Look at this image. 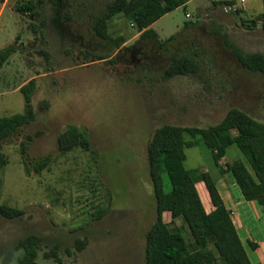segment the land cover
<instances>
[{"label": "rangeland", "instance_id": "1", "mask_svg": "<svg viewBox=\"0 0 264 264\" xmlns=\"http://www.w3.org/2000/svg\"><path fill=\"white\" fill-rule=\"evenodd\" d=\"M22 1L35 2L37 15L18 12ZM112 1L65 0L57 12L49 0H0V51L17 48L0 68V118L23 113L21 88L36 82L34 122L0 144L7 159L0 204L25 212L16 219L0 216V264H17L23 253L16 246L29 235L42 240L40 264H58L47 257L52 251L62 264H146V233L156 219L147 146L156 129L206 128L232 108L264 122V74L242 68L224 42L264 54V0H192L155 22L160 41L177 35L172 52L195 60L190 74L170 79L172 52L141 40L125 15L108 22V34L124 39L121 50L96 60L93 24ZM69 125L89 131L91 152L59 151L58 138ZM27 136L33 138L29 160L52 158L31 176L20 150ZM186 155L185 167L198 180L205 171L223 176L228 162L247 165L237 145L219 164L203 141ZM164 184L169 191L167 175Z\"/></svg>", "mask_w": 264, "mask_h": 264}, {"label": "trees", "instance_id": "2", "mask_svg": "<svg viewBox=\"0 0 264 264\" xmlns=\"http://www.w3.org/2000/svg\"><path fill=\"white\" fill-rule=\"evenodd\" d=\"M190 1L192 0H114L108 3L104 14L95 20L92 28L98 38V47L94 51L99 52L95 54L96 60H107L121 50L123 37L114 39L108 34V22L118 15L129 17L132 26H136L140 32L141 40H156L160 42V50L172 52V46L178 40L177 35L162 42L151 26L178 8H185ZM49 2L58 12L65 0ZM215 5L231 7L233 1H218ZM37 8L33 1H22L16 6L21 14L32 16L37 15ZM57 18L58 14L54 18L56 23ZM190 25L186 24V28ZM224 39L226 47L232 51L242 68L264 74V54L246 53L234 42ZM16 51L14 45L0 51V68ZM194 65V59L172 52L171 66L165 73V78L190 74ZM35 89L34 79L21 88L25 101L23 113L0 118V144L34 122L32 94ZM32 141L33 138L27 136L20 147L28 176L32 175V171L37 174L43 172L52 162L50 155L36 161L28 159V147ZM200 141L210 150L216 164L226 156L228 148L238 146L247 165L242 161L228 162L223 171L233 176L247 201L257 202L264 208V122L256 120L242 109L232 108L218 124L206 128L164 124L156 129L147 146L156 198V219L146 233V264H253L232 220L231 212L224 205L214 177L205 171L198 180L197 174L185 167L186 150L199 146ZM58 148L62 153L75 149L91 152L93 148L89 131L75 125L67 126L58 138ZM6 165L7 159L0 152V171ZM165 175L171 186L169 191L165 189ZM198 183H203L208 192L209 203L206 207L198 191ZM166 212L170 213L173 223L181 220L187 227L194 250H190L180 227L173 228L164 221ZM24 214L22 209L0 204V216L4 218L16 219ZM41 243V238L36 235L21 239L16 250L23 254L17 264H40L38 255ZM250 245L253 249L258 247L255 243ZM84 246L85 243L80 241L78 250L82 251ZM47 257L62 264L57 251H52Z\"/></svg>", "mask_w": 264, "mask_h": 264}, {"label": "crops", "instance_id": "3", "mask_svg": "<svg viewBox=\"0 0 264 264\" xmlns=\"http://www.w3.org/2000/svg\"><path fill=\"white\" fill-rule=\"evenodd\" d=\"M214 179L226 209L231 212L232 220L251 262L264 264V208L259 203L250 202L244 198L230 173H225L219 177L215 176ZM197 188L206 207L209 203L208 192L203 183H198ZM166 216L170 220L169 223L166 221ZM164 221L173 228L180 227L187 238L190 250H194L188 229L181 220H176L173 223L170 213L166 212ZM250 243H255L258 247L253 249Z\"/></svg>", "mask_w": 264, "mask_h": 264}, {"label": "built area", "instance_id": "4", "mask_svg": "<svg viewBox=\"0 0 264 264\" xmlns=\"http://www.w3.org/2000/svg\"><path fill=\"white\" fill-rule=\"evenodd\" d=\"M241 1V3H245L246 2V0H240Z\"/></svg>", "mask_w": 264, "mask_h": 264}, {"label": "water", "instance_id": "5", "mask_svg": "<svg viewBox=\"0 0 264 264\" xmlns=\"http://www.w3.org/2000/svg\"><path fill=\"white\" fill-rule=\"evenodd\" d=\"M228 10H230V9H228Z\"/></svg>", "mask_w": 264, "mask_h": 264}]
</instances>
